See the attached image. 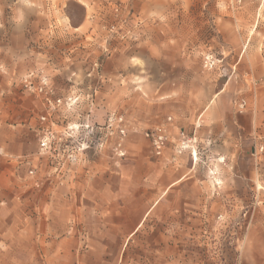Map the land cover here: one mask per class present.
Here are the masks:
<instances>
[{
	"label": "rangeland",
	"instance_id": "374dc122",
	"mask_svg": "<svg viewBox=\"0 0 264 264\" xmlns=\"http://www.w3.org/2000/svg\"><path fill=\"white\" fill-rule=\"evenodd\" d=\"M231 57L233 147L160 185L143 130L203 120ZM0 156V264H264V0H0Z\"/></svg>",
	"mask_w": 264,
	"mask_h": 264
},
{
	"label": "crops",
	"instance_id": "0c3cea01",
	"mask_svg": "<svg viewBox=\"0 0 264 264\" xmlns=\"http://www.w3.org/2000/svg\"><path fill=\"white\" fill-rule=\"evenodd\" d=\"M201 1H205L208 2V0H201ZM234 1V0H233ZM214 2L217 5H221L223 0H214ZM229 4H232V0H228ZM222 12L220 13L221 16ZM223 16V15H222ZM235 47V46H233ZM248 44L245 43V45L243 46V49H247ZM234 50V49H233ZM244 50V51H245ZM233 55V54H232ZM243 55V54H241ZM233 57H231L230 59L226 60L227 65L230 66V68L228 69V74H227V78L225 79L226 83L224 85V87L219 90L216 91V93L214 94V96L211 98V100L209 101V103L204 107V109L202 110V113L200 114V116L198 118H201L202 116H204L203 120L201 119H197V121H194L192 125H188L185 126V124L178 122V121H174L172 123L171 126V132L173 135V143H174V138L177 136L178 132L184 131L187 135L191 136V134L195 130V140L197 141V139H199L201 142L205 141L207 138H211L213 139V141H215L213 148L215 147V154H217L218 156L223 155L225 158V152L227 150H230V148L233 147V141L234 138L237 137V131L239 130V128L241 127L240 122L235 119V118H228L226 120H222V115L221 114V108H222V104H223V96L224 94L228 93L227 91H231L228 87L231 86V82L236 80L237 77L240 75V77L242 76V78L244 79V75H249V71H247L245 69V73L243 74V72H237L236 68L237 65L240 63L238 60L237 61H233L232 60ZM241 58V56H240ZM253 65V64H252ZM222 75V74H221ZM242 79V80H243ZM257 92V91H256ZM242 102H244L245 104L247 103V100L245 98H243L241 100ZM172 116V115H170ZM173 118V116H172ZM201 120V122L198 123V121ZM164 121H158L155 124H159V123H163ZM198 123V124H197ZM154 124V125H155ZM236 131V132H234ZM146 138V137H145ZM147 139V138H146ZM150 147H151V151L152 154L153 153V149L152 146L149 142V140L147 139ZM193 148H196L195 146H193ZM197 149V148H196ZM198 152V150H197ZM199 155V153H198ZM158 159H164V158H168L169 160H172V162H168L170 163L169 169H171L172 171L170 172V174H172L170 177V179L167 176H163V162L162 161H158L156 160H152V161H147V159H144V163L145 165L147 164L148 169L150 170H154L156 172V177L158 179V182L160 183V185L166 183L168 184V187L176 185L177 183L181 182L189 173V171H192L197 162H195V160H193V157H191L190 152L186 151L184 153H182L181 155H177L174 149V144H170V147L166 150L165 155L162 157H157ZM192 158V161H194V163L192 162V164L190 163V166L188 167L186 164L189 161V159ZM217 158V157H216ZM9 160L7 158H3L0 156V184L3 182L7 183V180L9 179V173H10V166L8 165ZM188 168V171H185V169ZM47 198V197H46ZM2 200V197L0 195V201ZM24 231V234H22ZM11 233L13 234H17L18 235V239L16 240L14 238L13 241H20L21 237H23L24 239V244H23V250L24 251H31L32 250V239L30 237L31 234V229L30 226H25L24 224V229L23 230H16L15 227L13 226V230H11ZM12 246L14 247V249H17V247H20L19 244L16 243H12Z\"/></svg>",
	"mask_w": 264,
	"mask_h": 264
},
{
	"label": "built area",
	"instance_id": "2783aa9c",
	"mask_svg": "<svg viewBox=\"0 0 264 264\" xmlns=\"http://www.w3.org/2000/svg\"><path fill=\"white\" fill-rule=\"evenodd\" d=\"M203 65L207 69H212L216 66V60L212 55L207 54L204 56ZM240 105L243 107L245 103L241 102ZM172 123V116H168L165 122L155 124L143 130V135L149 140L154 155L157 157L164 156L166 150L170 147V144H174V149L177 155L182 154L186 150H191V155L193 159H195L193 152V143L195 142V138L180 130L174 138L173 143V135L171 132ZM121 133L124 134L125 130L122 129Z\"/></svg>",
	"mask_w": 264,
	"mask_h": 264
},
{
	"label": "bare ground",
	"instance_id": "6f19581e",
	"mask_svg": "<svg viewBox=\"0 0 264 264\" xmlns=\"http://www.w3.org/2000/svg\"><path fill=\"white\" fill-rule=\"evenodd\" d=\"M194 149V155H195V159L194 160H197L198 159V152H197V149L196 148H193ZM218 161L219 162H223L224 161V159L223 158H218ZM219 164H221V163H219ZM216 181H217V183H220V180L219 179H216ZM220 185V184H219Z\"/></svg>",
	"mask_w": 264,
	"mask_h": 264
}]
</instances>
